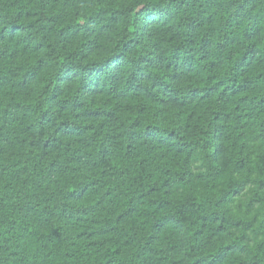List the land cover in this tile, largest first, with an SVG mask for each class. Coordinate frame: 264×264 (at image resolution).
Here are the masks:
<instances>
[{"label":"trees","instance_id":"obj_1","mask_svg":"<svg viewBox=\"0 0 264 264\" xmlns=\"http://www.w3.org/2000/svg\"><path fill=\"white\" fill-rule=\"evenodd\" d=\"M0 113V264H264V0H0Z\"/></svg>","mask_w":264,"mask_h":264},{"label":"clouds","instance_id":"obj_2","mask_svg":"<svg viewBox=\"0 0 264 264\" xmlns=\"http://www.w3.org/2000/svg\"><path fill=\"white\" fill-rule=\"evenodd\" d=\"M156 3H160L161 7H166V6H176L181 4V0H163V3H161V0H156ZM134 7L139 10L140 7H144L143 3L140 4H135L133 3ZM145 31L148 32L150 29L151 25V18L149 20L145 21ZM150 45L146 44L145 47H149ZM143 54V53H141ZM159 53L154 55L152 57L153 60L157 58ZM189 56L191 55H196L197 58L199 55H218V53L215 52H204V53H197V54H188ZM82 64V62H81ZM79 72H82L84 75H87V71L83 67H79L76 69ZM137 68L134 64L131 62L129 63V66L124 69L123 73L120 72L119 66L116 65H106V66H101L97 69V71L102 74V75H107L110 77V79H115L117 75H122L125 79L133 72L136 71ZM157 83V88L155 89V95L157 98H163L167 101V103L171 104L173 101L179 103H188L190 102L188 96H187V90H182L178 89L176 82L172 81L170 77L160 74V78L156 80ZM52 110L55 112L57 109L55 106H53ZM15 119V114L10 113L9 115H4L3 113H0V128H5L6 124H11V121ZM148 124H153L154 127L152 128H145V127H139L133 128L130 130V134L133 136V141L137 139H143L144 134L147 131L148 133L157 136V137H166L167 136V131L166 129L169 127L168 123L164 120L161 119L160 114L158 113L156 116V119L153 120L149 118L147 120ZM0 163H8V161L2 160ZM16 185L13 184V190L15 189ZM53 191L56 193L57 197L65 195L66 190L60 191L58 189H53Z\"/></svg>","mask_w":264,"mask_h":264}]
</instances>
